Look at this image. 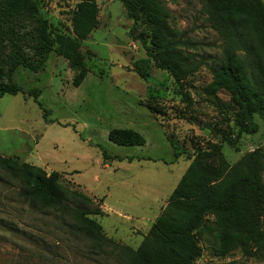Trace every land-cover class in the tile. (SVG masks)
Here are the masks:
<instances>
[{
	"label": "rangeland",
	"instance_id": "374dc122",
	"mask_svg": "<svg viewBox=\"0 0 264 264\" xmlns=\"http://www.w3.org/2000/svg\"><path fill=\"white\" fill-rule=\"evenodd\" d=\"M158 1L169 11V27L180 32L183 51L203 63L180 86L167 72L151 68L144 81L123 67L145 57L157 42L141 9L133 24L119 0H30V11L53 43L70 40L77 46L86 76L79 87L73 86L81 70L72 69L56 45L43 70L26 68L37 27L23 11L13 19V28L15 48L20 53L24 49L26 63L9 77L21 91L0 97V157L33 165L47 175L58 173L61 192L68 196L75 191L102 206L105 214L94 218L105 236L131 250L138 248L194 159L175 160L168 135L189 156L219 147L230 168L244 155L264 151V122L257 116L241 120L230 95L213 86L210 68L219 64L221 40L201 1ZM7 78L1 64L0 82ZM149 105L161 108L162 116L151 114ZM113 130L133 131L144 145L118 146L109 140ZM229 138L237 139L233 148ZM208 166L217 169L218 162ZM18 189V181L0 170V264H121L112 249L89 254L87 244L59 228L55 214L23 203ZM206 225L214 231L199 236L201 256L194 264H264L240 249L222 255L212 218ZM260 225L264 230L263 220Z\"/></svg>",
	"mask_w": 264,
	"mask_h": 264
},
{
	"label": "trees",
	"instance_id": "16d2710c",
	"mask_svg": "<svg viewBox=\"0 0 264 264\" xmlns=\"http://www.w3.org/2000/svg\"><path fill=\"white\" fill-rule=\"evenodd\" d=\"M29 1L0 0V65H5L8 77L6 83L0 82V97L15 96L21 91L9 77L18 66H25L26 63L21 55L24 49L21 47L20 53V49L15 48L17 30L13 28V19L19 18L23 11L28 12V22L37 27L33 38V56L28 59L26 68L34 72L43 70L48 55L56 45L57 54L66 59L72 69L81 70L73 86L79 87L86 76L74 42L64 40L65 43H53L42 21L30 11ZM119 1L133 24L138 21L137 8L141 9V14L154 28L157 37L154 50L146 49L145 57L132 63V70L139 78L147 81L151 68H155L167 72L180 86L203 65L183 51L180 32L169 27V11L158 0ZM200 1L210 28L221 40L219 64L210 68L213 86L230 95L241 120L248 121L257 116L264 122L262 0ZM142 44L145 45V42ZM184 98L188 101L186 95ZM148 110L154 116L161 117L163 114L158 106L149 105ZM109 140L123 147L144 145V139L130 130H113ZM167 140L175 160L182 156L194 159L136 250L107 238L94 218L100 216V206L93 205L90 199L75 191L64 195L59 189L58 173L47 175L38 167L27 163L15 165L1 157L0 170L18 181L17 196L23 203L45 215L48 211L51 215L55 214L59 228L75 242L87 244L91 255H104L107 249H112V253L121 259V264H194L201 256L197 241L199 236L214 231L206 225L207 219L212 218L222 255L240 249L249 258L264 260V230L260 225V221H264V182L261 179L264 151L248 153L230 168L220 156L219 147L208 146L189 156L188 151L170 135ZM226 142L233 148L237 139L229 138ZM103 156L107 158L105 154ZM214 160L218 162L217 169L208 166V162ZM57 258L56 254L54 259Z\"/></svg>",
	"mask_w": 264,
	"mask_h": 264
},
{
	"label": "crops",
	"instance_id": "0c3cea01",
	"mask_svg": "<svg viewBox=\"0 0 264 264\" xmlns=\"http://www.w3.org/2000/svg\"><path fill=\"white\" fill-rule=\"evenodd\" d=\"M56 56V55H55ZM57 57V56H56ZM58 58V57H57ZM47 64V63H46ZM64 64H65V66H67V63L64 61ZM126 70H128V71H132V63L130 64V63H128V65L126 64L125 66H123ZM70 71V70H69ZM33 166V165H32ZM89 197V196H88ZM91 198V197H90ZM101 208H102V206H101ZM101 208H100V210H101ZM101 213L103 214H105V212H104V210H103V208H102V211H101Z\"/></svg>",
	"mask_w": 264,
	"mask_h": 264
},
{
	"label": "built area",
	"instance_id": "2783aa9c",
	"mask_svg": "<svg viewBox=\"0 0 264 264\" xmlns=\"http://www.w3.org/2000/svg\"><path fill=\"white\" fill-rule=\"evenodd\" d=\"M133 49H135V47L133 46Z\"/></svg>",
	"mask_w": 264,
	"mask_h": 264
}]
</instances>
